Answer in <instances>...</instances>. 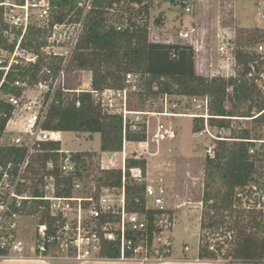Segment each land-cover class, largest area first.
<instances>
[{
    "label": "built area",
    "instance_id": "2783aa9c",
    "mask_svg": "<svg viewBox=\"0 0 264 264\" xmlns=\"http://www.w3.org/2000/svg\"><path fill=\"white\" fill-rule=\"evenodd\" d=\"M91 1L81 3L85 6L82 18L71 22L53 19L51 0H0V116L7 118L5 126H0V147L25 149L13 151L10 158H0V256L34 255L81 262L108 257L105 252L112 245L118 251V259L148 260L150 251L163 257L171 252L173 245L170 235L173 218L165 204L164 179L149 182L147 168L129 166L128 162L130 158H145L150 139L160 143L177 137L176 127L161 117L192 118L198 125L196 137L210 140L205 146L207 157H215L220 142L249 141L253 143L250 154L256 153V143H264V138L237 137L231 126H219L216 122L256 119L264 115V107L250 117L217 115L212 110L210 96L163 92L155 81L151 90L160 95L162 109H133L130 96L137 90L138 79L134 71H129L121 86L95 89L88 83L73 90L90 92L104 113L122 119V148L104 151L97 164L99 176L103 174L101 171H121L119 187L99 182L98 175H87L86 167L71 151L62 147L47 150L48 142L63 141V131L47 130L42 124L52 103L58 102L55 100L58 93L72 91L65 87V78L81 40ZM180 5L186 13H192L193 0H181ZM258 17L264 22V2L258 6ZM194 31L191 26L181 30L180 36L192 40ZM231 42H219V67L210 63L207 77L226 80L227 97L235 94L243 80L264 88V39L255 44L256 59L246 64L239 60ZM22 71H28V75ZM3 104L11 107L10 115L2 108ZM76 104L80 106L79 101ZM19 110L29 115L24 118L27 123L23 128L18 127L13 117ZM151 116L157 118L152 130ZM141 133L145 134L144 139L129 136ZM129 144L133 146L132 151L128 150ZM128 173L130 178L143 184V195L135 198V204L142 210L129 207ZM65 179H71V184L65 185ZM252 188L251 194L240 191L238 198L242 202L249 196L246 198L250 201L246 202L249 209L264 210V190ZM27 217L36 221L35 229L30 232L31 248H27L18 231L20 222ZM225 236L228 242L234 240L232 233ZM221 238L220 233L214 234L209 239L208 250L220 251L225 244ZM155 243L160 246H154Z\"/></svg>",
    "mask_w": 264,
    "mask_h": 264
},
{
    "label": "trees",
    "instance_id": "16d2710c",
    "mask_svg": "<svg viewBox=\"0 0 264 264\" xmlns=\"http://www.w3.org/2000/svg\"><path fill=\"white\" fill-rule=\"evenodd\" d=\"M88 0H51L53 5V19L55 21H79L84 13V4ZM109 0H92L91 8L85 15L84 30L78 47L75 51V58L81 67L99 66L93 74L92 85L95 89H102L104 86H121L126 72L140 71L147 76L150 91L152 83L157 81L163 92L184 93L188 95L204 94L212 98V110L217 115H229L239 117L252 116L253 108L259 110L264 107V95L256 89L253 83L243 80L235 93L242 85H246L247 99L249 106L242 108L232 97H227V81L222 78H210L197 73L195 66V48L191 43L160 42L149 39L147 23L140 22L148 14V7L144 11L132 10L128 17L124 18V23H107L106 14L108 9L106 3ZM174 2L175 0H170ZM181 0H179L180 2ZM148 6V5H147ZM122 18V19H123ZM244 42L239 43L236 52L242 63L256 59L257 55L249 47L254 45L257 40L255 33H246L243 37ZM78 53V54H77ZM77 55V56H76ZM74 58V59H75ZM107 64L110 67L102 73L101 66ZM114 66V69L111 68ZM27 76L28 71H22ZM161 78H164L161 80ZM113 80V84L109 82ZM100 84L104 86H100ZM52 103L46 119L43 122L44 129L60 131H83L90 135L101 134L102 151L119 150L123 143L122 119L118 115H108L103 112L100 104L95 100L90 92H81L75 99L65 101L62 93H58ZM229 100L232 104L231 109H227L225 101ZM80 102L77 106L76 102ZM2 108L11 114V107L3 104ZM7 118L0 116V126L3 128ZM262 126L264 125V115L254 119ZM219 126L230 127L226 120L216 121ZM233 134L240 138H251V131L244 129L241 132L233 129ZM130 138L144 139L145 134L129 135ZM132 136V137H131ZM220 142L216 147L215 157H207L208 170L206 180L215 181L219 179L223 187L219 188V195L215 197L214 203L210 208L222 204V197L231 202V207L237 202L240 191H253V182H258L256 163L264 167V148L257 150L255 154H250L249 149L253 144L249 141L233 143ZM46 149L55 151L61 147L60 142H48ZM13 151H25L23 148L0 147V158L6 159L13 156ZM46 156H49L47 154ZM95 154L82 152L76 155L81 164L85 166L87 175H98L96 180L99 182L119 187L121 185L120 170L101 171L98 174V166L95 165L93 157ZM129 166L140 165L146 168V159H129ZM127 193L128 204L133 210H142L135 204V198L143 195V184L136 182L127 174ZM71 179H65V185H70ZM209 184V183H208ZM258 189L264 190V181L259 183ZM207 201L213 200L208 187L205 188ZM219 207V206H218ZM218 209V208H217ZM236 216V227H240L236 236V245L233 249L235 258L248 260L251 262L264 261V210L251 208L244 215V211H238ZM241 214V218H239ZM208 219L209 224L225 226V221ZM152 230V229H151ZM207 247H203V249ZM202 249V250H203ZM108 257L116 258L118 251L112 245L105 252ZM200 258L210 259L208 255L200 253ZM212 258V257H211Z\"/></svg>",
    "mask_w": 264,
    "mask_h": 264
},
{
    "label": "rangeland",
    "instance_id": "374dc122",
    "mask_svg": "<svg viewBox=\"0 0 264 264\" xmlns=\"http://www.w3.org/2000/svg\"><path fill=\"white\" fill-rule=\"evenodd\" d=\"M262 2L264 0H193V11L188 14L180 5L179 0L174 2L170 0H109L106 3L109 10L106 17L108 18L107 23L116 25L124 23L125 25L126 19L124 18L128 17L130 11L139 9L144 11L148 7V14L144 18L141 17L139 21L147 23L149 39L160 42H194L196 71L207 76L210 73V63L214 64L213 67H219L217 48L220 41H232V45L237 47L240 42H244L243 37L246 33H255L257 41L264 39V22L258 17V6ZM191 26L195 28L193 39H182L180 31ZM35 37L31 36L33 39ZM255 44L249 47L253 53H256ZM74 58L75 53L69 63L65 78V87L72 91L60 92L65 101L77 98L80 93L73 90L86 87L85 84L88 83L92 84L94 71L100 69L98 65L92 68L81 67ZM109 67V65L103 64L101 66L102 73H105ZM111 68L114 69V66ZM134 72L138 79V87L137 90L131 92L130 107L151 111L162 109L161 97L150 91L147 76L140 71L134 70ZM109 82L113 84V80H109ZM100 86L104 85L100 84ZM246 87V85H242L238 92L229 96L237 102L241 109L249 106ZM256 89L264 95V88L258 87ZM172 94L175 93L172 92ZM225 105L227 109L232 108L229 100L225 101ZM258 110L257 107L253 108V112ZM190 111L192 112L194 109L191 108ZM27 116L29 115L21 110L14 113V120L18 121L19 128L26 125L27 121L24 118ZM142 116L146 119V116ZM161 118L166 123H172L176 127L177 137L163 140L160 143L150 139L149 151H145L144 159L147 161L149 182H159L160 178L164 179L165 204L173 218V226L170 231L173 245L171 252L163 257L154 251H150L149 260L165 259L184 251V247H187L190 249L189 256L195 257L204 253L210 257L209 260L217 264H262L261 261L251 262L233 256V249L236 245L235 239L240 229V227H236V216H238V211L240 213L244 211V215L247 214L249 196H246L242 202H236L232 207L231 202L222 197V204L218 203L216 207L210 208L209 205L214 203V196L217 197L219 188L223 187V183L219 179L209 182L206 180L208 165L205 146L210 140L196 137L195 130L198 125L192 118ZM150 119L152 130L157 118L151 116ZM226 121L231 128L237 131L249 129L251 137L264 138V125L261 126L254 119L243 118ZM62 136L64 138V142L61 143L62 148L71 151L73 155L82 152L93 153L95 154L93 157L95 165L99 163V157L104 153L101 149L100 133H95L93 136L83 131H63ZM233 143L238 145L237 143L241 142ZM233 143L231 142L229 145H234ZM255 146L257 150H261L264 148V143H256ZM128 150L132 151L133 146L129 144ZM259 164V162L256 163V167H258L255 173L258 182L252 181L250 183L256 187H259V183L264 181V167H260ZM206 186L211 197L214 198L213 200L207 201V197H205ZM211 216L218 221H225V226L209 224L208 219ZM239 216L241 218L242 215L239 214ZM35 222L33 218H24L18 228L19 237L26 243L27 248L32 246L30 232L35 229ZM217 233H220L221 241L225 242L221 247L222 249L218 252L203 249V247H207L209 239ZM228 233H232L234 236L232 242L226 241L225 235ZM158 245V243L154 244V246Z\"/></svg>",
    "mask_w": 264,
    "mask_h": 264
},
{
    "label": "crops",
    "instance_id": "0c3cea01",
    "mask_svg": "<svg viewBox=\"0 0 264 264\" xmlns=\"http://www.w3.org/2000/svg\"><path fill=\"white\" fill-rule=\"evenodd\" d=\"M196 68H197V64H196ZM94 135L95 133L93 134V136ZM189 251L190 249L184 247V251L178 252V254H173L172 256L159 261H152L149 259L123 260L118 258L106 257L97 260L76 262L63 258L42 259L34 255H28V256L10 255V256H0V264H217L209 259L200 258V255L191 257L188 255Z\"/></svg>",
    "mask_w": 264,
    "mask_h": 264
}]
</instances>
